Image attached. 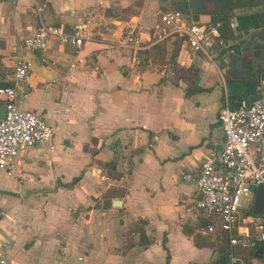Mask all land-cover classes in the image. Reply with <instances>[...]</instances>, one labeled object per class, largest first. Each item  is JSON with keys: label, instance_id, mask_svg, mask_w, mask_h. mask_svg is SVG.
<instances>
[{"label": "crops", "instance_id": "obj_1", "mask_svg": "<svg viewBox=\"0 0 264 264\" xmlns=\"http://www.w3.org/2000/svg\"><path fill=\"white\" fill-rule=\"evenodd\" d=\"M219 5L0 0V86L10 83L19 57L30 62L28 93L17 105L45 118L54 146L38 143L16 157L11 174L0 170V253L10 264H72L78 256L79 264H219L228 233L217 225L207 230L191 177L221 148L224 97L242 95L253 83L264 88L260 69L259 82L253 73L228 74L227 54L238 52L249 30L264 37V2L229 11ZM168 10L200 23L220 20L226 47L208 59L179 37L153 43L156 14ZM40 20L66 30L87 27L88 62L68 69L73 46L55 38L44 55L53 64L25 50L23 39ZM127 29L142 47L136 63L120 45ZM253 197L238 217L249 231L252 217L264 220L246 214ZM233 252L246 264H264V243Z\"/></svg>", "mask_w": 264, "mask_h": 264}, {"label": "built area", "instance_id": "obj_2", "mask_svg": "<svg viewBox=\"0 0 264 264\" xmlns=\"http://www.w3.org/2000/svg\"><path fill=\"white\" fill-rule=\"evenodd\" d=\"M35 9L38 13L41 11L37 6ZM220 27V20L200 23L188 19L180 11H159L152 42L158 43L168 36L179 37L192 54L212 59L227 44ZM90 37L87 27L66 30L60 23L40 20L38 26L24 37L23 46L29 52H38L42 62L53 64L44 56L48 39L55 38L59 45H72L75 58L68 69H76L88 62L82 55V47ZM120 45L132 50L131 61L136 63L142 47L133 29L124 32ZM30 73V62L19 57L13 65L10 84L0 86V99L6 109L5 116L0 118V170L7 174L12 173L15 159L22 151L38 143H47L49 149H54L51 125L41 114L20 109L17 105L20 96L28 93L26 87ZM218 122L223 133L221 148L202 159L197 175L191 177L199 193L195 206L209 220L206 225L208 231L214 232L217 225L228 233L225 264H246L233 249H251L264 243L263 219L252 217L249 221L252 231L241 229L238 224L243 199L253 196L257 185H264V88L259 91L257 99L249 103L241 100L237 108L226 95L218 113ZM82 259L78 256L72 264H79ZM0 264H10L3 253H0Z\"/></svg>", "mask_w": 264, "mask_h": 264}, {"label": "water", "instance_id": "obj_3", "mask_svg": "<svg viewBox=\"0 0 264 264\" xmlns=\"http://www.w3.org/2000/svg\"><path fill=\"white\" fill-rule=\"evenodd\" d=\"M204 0H189L191 7L199 9L203 6ZM239 50L228 51L229 63L228 74L230 75H255V80H260V70L264 71V37L258 33L248 31L243 34V37L238 39ZM241 65V68L238 66ZM260 69V70H258ZM245 70V72H244ZM259 97V89L255 90L248 97L249 101L255 100ZM240 101H234L233 107L237 108ZM6 113L5 106L0 107V118L4 117ZM252 211L259 216L264 215V185L256 186L253 197Z\"/></svg>", "mask_w": 264, "mask_h": 264}, {"label": "trees", "instance_id": "obj_4", "mask_svg": "<svg viewBox=\"0 0 264 264\" xmlns=\"http://www.w3.org/2000/svg\"><path fill=\"white\" fill-rule=\"evenodd\" d=\"M262 2H264V0H256L255 2H253V0H219V3H220L219 6L222 7L223 10L229 11L236 6L254 5V4H259ZM221 30H222V32H224L222 26H221ZM8 84H10V83L4 84V85H8ZM1 86H3V85H1ZM254 91H255L254 86L248 85L247 90L242 95L230 97V100H231L232 104L234 103L235 100H239V101L245 100L246 102L249 103L248 97ZM78 179H79V177L74 178L72 180V182L70 183V185L76 183ZM246 214L256 216V214L253 213L252 208L249 209V211ZM223 232L226 233L225 231H223ZM227 238H228L227 234H223V246L221 249V260H220L219 264H225L226 263V252L228 249Z\"/></svg>", "mask_w": 264, "mask_h": 264}, {"label": "rangeland", "instance_id": "obj_5", "mask_svg": "<svg viewBox=\"0 0 264 264\" xmlns=\"http://www.w3.org/2000/svg\"><path fill=\"white\" fill-rule=\"evenodd\" d=\"M251 200H252V196H248L244 198L242 201L243 206L247 207L250 204Z\"/></svg>", "mask_w": 264, "mask_h": 264}, {"label": "flooded vegetation", "instance_id": "obj_6", "mask_svg": "<svg viewBox=\"0 0 264 264\" xmlns=\"http://www.w3.org/2000/svg\"><path fill=\"white\" fill-rule=\"evenodd\" d=\"M259 81H260V80H259ZM252 85H253V86H254V88H255V86H256V85H255L254 83H253Z\"/></svg>", "mask_w": 264, "mask_h": 264}]
</instances>
